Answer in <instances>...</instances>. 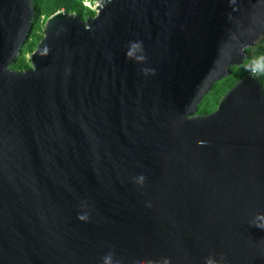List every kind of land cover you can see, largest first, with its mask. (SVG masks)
<instances>
[{"label": "water", "instance_id": "1", "mask_svg": "<svg viewBox=\"0 0 264 264\" xmlns=\"http://www.w3.org/2000/svg\"><path fill=\"white\" fill-rule=\"evenodd\" d=\"M0 0V264H264V0Z\"/></svg>", "mask_w": 264, "mask_h": 264}, {"label": "trees", "instance_id": "2", "mask_svg": "<svg viewBox=\"0 0 264 264\" xmlns=\"http://www.w3.org/2000/svg\"><path fill=\"white\" fill-rule=\"evenodd\" d=\"M85 1H89L91 4H94L97 0H34V7L36 9L35 19L38 15L46 14L47 16H49L61 9H64L68 12L76 13L82 18H86L89 15H94V10L91 6H87L85 4ZM35 29L36 27L34 26L30 34V38H32L33 42L30 44V46L27 47V50L31 52L35 49L37 45L36 40H39L41 37V35L35 34ZM262 42L264 44V36L255 45V47H258L257 49L253 50L252 53H250V51H252L253 47L247 50V53L249 54H247V58L242 63L240 68H230V71L233 70V74H236V79H240L245 74L251 72L254 69V73H257L261 77L262 84H264V45L261 44ZM20 63L21 57H19L14 62V64L18 66V68L21 65ZM29 66L30 62L28 61V63L25 64V67L28 68Z\"/></svg>", "mask_w": 264, "mask_h": 264}, {"label": "rangeland", "instance_id": "3", "mask_svg": "<svg viewBox=\"0 0 264 264\" xmlns=\"http://www.w3.org/2000/svg\"><path fill=\"white\" fill-rule=\"evenodd\" d=\"M85 4L87 6L89 5L91 7L94 5V4H91L89 1H85ZM47 17L48 16L46 14H42V15H38L36 17V19L34 20L33 28H34V26L36 27V29H35V34L36 35H41L42 36L44 22L47 19ZM38 41L39 40L37 39L36 42L38 43ZM32 42H33L32 38L29 37L27 39L26 43H25V46H24L23 50H22V55L20 56L21 57V63H20L21 65L18 68V66L13 64V66H12L13 69L16 70V69H24V68H26L25 64L28 63V61H29L28 56L31 53V51L27 50V47L30 46V44ZM261 44H263V42ZM254 47H253L252 51H250V53H252L253 50L258 48L257 46L255 48ZM247 54H249V53H247ZM241 65L240 66H236L233 69L240 68ZM251 72H254V69ZM236 78H237L236 74H233V70H232V71H230V74H229L228 77H226V78L220 80L219 82L215 83L214 86L212 87V89L210 90V92L203 98V100L199 104L197 113H208V112L214 110L216 108V105H217L219 99L238 80ZM263 87H264V84H263Z\"/></svg>", "mask_w": 264, "mask_h": 264}, {"label": "clouds", "instance_id": "4", "mask_svg": "<svg viewBox=\"0 0 264 264\" xmlns=\"http://www.w3.org/2000/svg\"><path fill=\"white\" fill-rule=\"evenodd\" d=\"M205 264H220V261H218L214 256L210 255L205 259Z\"/></svg>", "mask_w": 264, "mask_h": 264}]
</instances>
